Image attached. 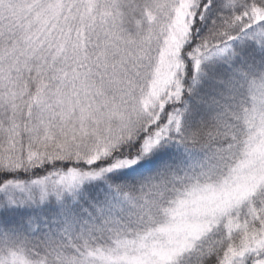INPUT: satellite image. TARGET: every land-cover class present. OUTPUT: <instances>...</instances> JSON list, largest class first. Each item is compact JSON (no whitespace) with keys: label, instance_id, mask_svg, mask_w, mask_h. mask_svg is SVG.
<instances>
[{"label":"snow or ice","instance_id":"obj_1","mask_svg":"<svg viewBox=\"0 0 264 264\" xmlns=\"http://www.w3.org/2000/svg\"><path fill=\"white\" fill-rule=\"evenodd\" d=\"M0 264H264V0H0Z\"/></svg>","mask_w":264,"mask_h":264}]
</instances>
